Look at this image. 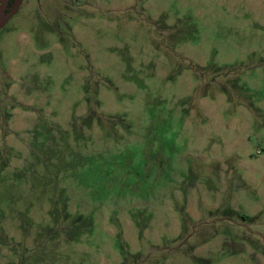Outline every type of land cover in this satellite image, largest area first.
Masks as SVG:
<instances>
[{
	"label": "rangeland",
	"instance_id": "obj_1",
	"mask_svg": "<svg viewBox=\"0 0 264 264\" xmlns=\"http://www.w3.org/2000/svg\"><path fill=\"white\" fill-rule=\"evenodd\" d=\"M0 264H264V0H23Z\"/></svg>",
	"mask_w": 264,
	"mask_h": 264
},
{
	"label": "water",
	"instance_id": "obj_2",
	"mask_svg": "<svg viewBox=\"0 0 264 264\" xmlns=\"http://www.w3.org/2000/svg\"><path fill=\"white\" fill-rule=\"evenodd\" d=\"M10 0H0V30L3 29L6 24L17 14L19 11L23 0H15L14 4L8 10V3Z\"/></svg>",
	"mask_w": 264,
	"mask_h": 264
},
{
	"label": "flooded vegetation",
	"instance_id": "obj_3",
	"mask_svg": "<svg viewBox=\"0 0 264 264\" xmlns=\"http://www.w3.org/2000/svg\"><path fill=\"white\" fill-rule=\"evenodd\" d=\"M39 1V0H37ZM15 0H10L9 3H8V10L6 11V13L9 12V9L11 8V6L14 4Z\"/></svg>",
	"mask_w": 264,
	"mask_h": 264
}]
</instances>
